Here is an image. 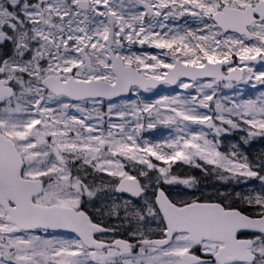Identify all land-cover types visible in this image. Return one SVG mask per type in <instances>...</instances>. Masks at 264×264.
Instances as JSON below:
<instances>
[{
    "label": "snow or ice",
    "instance_id": "1",
    "mask_svg": "<svg viewBox=\"0 0 264 264\" xmlns=\"http://www.w3.org/2000/svg\"><path fill=\"white\" fill-rule=\"evenodd\" d=\"M245 84L264 0H0V264H264Z\"/></svg>",
    "mask_w": 264,
    "mask_h": 264
},
{
    "label": "rangeland",
    "instance_id": "2",
    "mask_svg": "<svg viewBox=\"0 0 264 264\" xmlns=\"http://www.w3.org/2000/svg\"><path fill=\"white\" fill-rule=\"evenodd\" d=\"M134 50H139V46H137V48ZM261 90H264V89H262L260 86H257L254 88V87H252L251 84L241 85L239 88V91L241 92L242 97L244 99L255 97ZM177 91H179V89H176L175 86L171 87L169 85H163L160 88L154 89L152 92L142 93V97L146 100H154V99H158L160 96L174 95ZM224 92L227 95L232 94L231 91L227 90V89H225ZM152 131L155 133L154 136L149 137L152 139H159L161 136H166L168 134V130L164 129V128H159V129H155ZM146 135H148V134L146 133ZM236 138H237V135H235V134L230 137V139H232V140H235ZM262 148H264V140L258 139L253 143L250 151L255 153ZM193 173H195V175H199L198 171H193ZM208 179H209V181L211 180V178H208ZM56 235H65V234H63L61 232H57Z\"/></svg>",
    "mask_w": 264,
    "mask_h": 264
},
{
    "label": "water",
    "instance_id": "3",
    "mask_svg": "<svg viewBox=\"0 0 264 264\" xmlns=\"http://www.w3.org/2000/svg\"><path fill=\"white\" fill-rule=\"evenodd\" d=\"M162 85L158 86L157 88H160ZM171 86H174V85H171Z\"/></svg>",
    "mask_w": 264,
    "mask_h": 264
},
{
    "label": "flooded vegetation",
    "instance_id": "4",
    "mask_svg": "<svg viewBox=\"0 0 264 264\" xmlns=\"http://www.w3.org/2000/svg\"><path fill=\"white\" fill-rule=\"evenodd\" d=\"M192 174L195 175V173H193V172H192ZM63 234H65V233H63Z\"/></svg>",
    "mask_w": 264,
    "mask_h": 264
}]
</instances>
